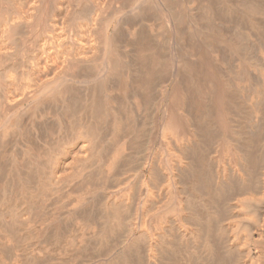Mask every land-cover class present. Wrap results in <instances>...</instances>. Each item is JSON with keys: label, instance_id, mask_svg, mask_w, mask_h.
<instances>
[{"label": "bare ground", "instance_id": "6f19581e", "mask_svg": "<svg viewBox=\"0 0 264 264\" xmlns=\"http://www.w3.org/2000/svg\"><path fill=\"white\" fill-rule=\"evenodd\" d=\"M0 264H264V0H0Z\"/></svg>", "mask_w": 264, "mask_h": 264}]
</instances>
